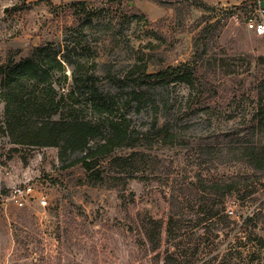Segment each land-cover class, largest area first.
<instances>
[{"label":"rangeland","instance_id":"1","mask_svg":"<svg viewBox=\"0 0 264 264\" xmlns=\"http://www.w3.org/2000/svg\"><path fill=\"white\" fill-rule=\"evenodd\" d=\"M80 1L88 3L85 9L69 8L75 1L52 2L57 6L52 9L39 0H0V64L39 53L58 95L72 91L52 115L55 120L63 113L98 121L90 109L88 80L94 78L109 106L100 120H122L133 138H151L148 149L135 151L152 159L143 165L145 172L129 180L123 198L119 191L91 186L80 164L68 166L80 154L60 156L55 147L13 142L0 93V264H163L176 249V241L165 236L170 215L179 218L187 238L179 252L190 257L181 264H264L263 218L255 225L247 221L264 217V175L229 155V149L257 145L263 136L256 113L264 83V38L245 27L252 9L240 6L249 0ZM215 22L209 55L237 73L217 72L207 87L215 92L206 94L203 104L186 85L138 86L133 80L130 73L137 75L144 66L151 74L191 64L193 38ZM248 56L252 60L244 72ZM140 91L141 100L133 96ZM29 120L43 123L45 115ZM163 127L176 136L175 145L163 147L157 137ZM131 151L117 149L112 156ZM107 160L101 165L105 173L110 172ZM198 175L234 181L239 189L226 195L224 222L206 233L196 228L199 208L189 189ZM24 184L32 193L19 207L9 194ZM148 218L162 226L156 249L145 237Z\"/></svg>","mask_w":264,"mask_h":264},{"label":"trees","instance_id":"2","mask_svg":"<svg viewBox=\"0 0 264 264\" xmlns=\"http://www.w3.org/2000/svg\"><path fill=\"white\" fill-rule=\"evenodd\" d=\"M47 3L52 9H56L50 0H39ZM245 1L240 7L249 5ZM40 3V2H38ZM37 3V4H38ZM86 1H75L69 4V8L85 9ZM197 7V5H195ZM205 19V16H202ZM218 32V23L205 24L198 34L193 38V49L195 50L194 60L191 64H183L177 67H168L156 73H148L146 66L139 70L137 75L130 73L138 86L142 85H162L170 86L173 83L186 85L195 92V99L198 104H203L206 94L215 92L209 90V81L216 77L217 72L221 71L222 76H231L237 73L236 70L229 68L222 60L218 62L209 55L210 36H215ZM213 41V40H212ZM40 52V51H39ZM33 52L31 56L15 61L9 57L6 62L0 64V93L6 117L7 132L14 143L20 145H31L40 147H55L59 149V155L80 154L78 158L68 166L80 164L86 172V180L91 186H102L110 190L120 192L121 198L125 192L129 180L136 174L145 172L142 169L150 159L149 154L144 150L148 149L153 141L146 136L132 137L133 131L128 132L122 120L103 119L102 116L108 111L107 100L103 99L94 88V78H89L92 84L90 98V109L98 116L97 122L83 120L77 115L64 116L62 113L58 119H54L53 114H57L58 109L70 100L71 93L58 95L52 84L47 81L49 68L42 63L39 53ZM247 66L244 72L249 70L252 57L248 56ZM258 60H263L258 58ZM57 67L60 68V63ZM219 68V69H217ZM208 83V84H207ZM135 93V94H134ZM136 99H143L145 94L134 92ZM257 125L262 133V140L257 144L245 145L235 150L229 149L234 161H241L247 164L255 173L264 175V83L260 84L257 91ZM45 115L43 123H34L30 117L35 115ZM26 114L27 119L20 121L17 115ZM160 129V128H159ZM157 137L164 146H173L176 143V136L169 132L165 127L157 131ZM98 140L99 143L90 146V142ZM128 148L132 150L125 156H112L115 150ZM104 159H108L109 173L102 170L101 165ZM190 192L196 195L197 208L195 224L204 233L209 231L210 226H215L224 222L223 217L224 202L226 195L239 193V189L234 181L219 182L207 179L206 181L198 175L196 180L189 185ZM264 217L256 214L247 221L255 225L258 219ZM148 218L144 226L145 237L152 249H156L160 244L161 224ZM179 218L170 215L165 227L166 240L176 241L174 252L167 254L163 258V264L187 263L190 256L180 254V243L186 241L185 234L181 233ZM260 223V222H259ZM188 245V244H187ZM262 245V241L260 242ZM183 251V250H182ZM179 252V254H178ZM230 264L229 261H227ZM223 264V263H221Z\"/></svg>","mask_w":264,"mask_h":264},{"label":"built area","instance_id":"3","mask_svg":"<svg viewBox=\"0 0 264 264\" xmlns=\"http://www.w3.org/2000/svg\"><path fill=\"white\" fill-rule=\"evenodd\" d=\"M264 0H257V2H262ZM252 9L246 18L245 27L247 31L251 32L258 38H264V11L258 6L249 5ZM32 193V186L13 188L9 194V199L14 205L21 207L25 202L27 197H30ZM44 204V202H42Z\"/></svg>","mask_w":264,"mask_h":264},{"label":"water","instance_id":"4","mask_svg":"<svg viewBox=\"0 0 264 264\" xmlns=\"http://www.w3.org/2000/svg\"><path fill=\"white\" fill-rule=\"evenodd\" d=\"M249 5L258 6L261 10L264 11V1L257 2V0H250ZM8 11L7 8H4L3 12L6 13Z\"/></svg>","mask_w":264,"mask_h":264},{"label":"crops","instance_id":"5","mask_svg":"<svg viewBox=\"0 0 264 264\" xmlns=\"http://www.w3.org/2000/svg\"><path fill=\"white\" fill-rule=\"evenodd\" d=\"M50 1L53 2V3H59L61 1L67 2V1H80V0H50Z\"/></svg>","mask_w":264,"mask_h":264}]
</instances>
